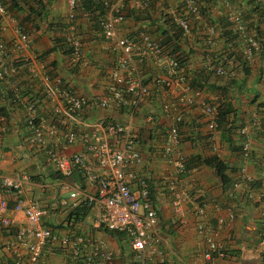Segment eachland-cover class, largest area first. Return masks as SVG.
Returning a JSON list of instances; mask_svg holds the SVG:
<instances>
[{"label":"crops","instance_id":"crops-1","mask_svg":"<svg viewBox=\"0 0 264 264\" xmlns=\"http://www.w3.org/2000/svg\"><path fill=\"white\" fill-rule=\"evenodd\" d=\"M4 1L16 3L18 7L15 10L10 9L0 26V41L8 47L5 60L2 62L7 66L12 62H18L19 65L15 73L8 74L3 84L9 83L16 86L21 93L33 96L36 100L38 117L45 119L49 117L52 102L40 96L39 76H31L25 67L26 60L31 58H37L49 73L59 75L77 94L89 98L105 95L111 81L110 69L118 51L109 47L108 41L101 35L99 25L94 19L80 14L81 10L78 6L74 10L80 48L87 61V64H82L75 57L74 51L65 45L68 11L66 0H43L45 15L42 18L33 13L37 9L32 0ZM233 1L242 3L243 0ZM127 2V6L124 2V13L127 12L125 9L127 7L135 15L141 14L142 11H134L132 3ZM177 5V0H154L148 10L149 19L145 17L137 21L126 18L119 25L118 33L121 36L134 37L137 32L147 30L155 37L157 32L154 29L162 25L160 11L171 20L170 11L177 8ZM207 13L208 16L204 19L212 22L216 27L213 37L208 38L205 21H200L192 26L195 27L197 35L189 33L181 40L183 51L189 47L193 50L187 58L186 73L189 77L204 68L211 55L214 56L220 51L233 53L237 49V42L232 46L224 41L227 40L225 37L229 33L218 3L210 6ZM11 17L24 26L29 36L30 47L26 51L17 52L9 46L15 39ZM248 18L250 20V16ZM149 22L153 26L148 25ZM190 24L192 25L191 19ZM223 32L225 33L222 36ZM230 38L233 40L231 36ZM51 48L54 49L46 52ZM137 58L139 57L134 55L132 62L135 63ZM137 68L143 82L149 86V96L133 117L130 118L126 112L117 113L115 111L117 109H93L89 106L82 110L80 116H60V123L81 134L92 131L99 120L110 122V119H113L116 122L130 123L131 128L136 131L135 146L139 151L140 161L127 171L147 180L150 200L157 216L154 229L158 238L156 247L162 254L161 258L155 253H147L144 259L149 264H210L201 256L204 248L203 236L195 229L199 219L195 212L199 206L204 212L200 219L211 229L212 236L225 252L224 257L216 259L214 264H264V242H261L259 235V231L264 230V178L260 174V170L264 168V55H257L248 65L246 73L240 71L238 67L235 68L233 83L228 84L226 88L221 83L224 78L217 76L218 81L212 85L213 90L211 92L204 90L209 98L226 102L232 107L230 119L233 127H237L234 133H231L230 143L222 138L218 129L214 150L211 149L210 138L207 135L206 118L196 105L183 108L176 105L178 107L176 109L166 113L162 111L163 102L173 100L180 95L179 86L172 84L168 88H162L154 85L151 79L158 68L153 65L151 59L139 61ZM213 76L215 75H211ZM221 88L225 90L224 94ZM22 113L19 108L13 109L0 126V177L22 176V195L46 208L42 224L51 228L58 236L67 233L85 237L96 236L112 250V264H127L130 256L129 243L122 234L118 240L96 225L94 216L97 206L85 209V212L75 219L73 214H68L70 209L61 204L60 201L67 197L68 188L79 186L87 192H92L93 187L83 181L78 171H74L68 177L56 172L53 164L46 160L43 146H32L27 140L29 132ZM175 114H180L181 121L174 120ZM148 115L152 117L150 122L145 121ZM172 125L178 128L179 150L186 163L189 164L190 159L196 155L215 154L225 163L227 168L225 174L228 179L232 182L237 181L240 170H243L253 178L252 182H257L256 185L249 187L248 191L243 185L223 186L215 171L197 160L182 172H173L172 166L162 155L165 131ZM62 126H59L60 129ZM243 126L248 128L249 154L246 158L240 153L243 136L239 133V128ZM98 132H103V128H99ZM44 140L46 148L64 155L75 152L86 153L88 145L81 136L74 142L66 144L62 133L45 136ZM89 163L97 172H104L93 159L89 158ZM170 182L183 193L181 214L184 222L181 224L177 222V216L171 208L168 191ZM130 187L136 190L134 180L131 181ZM6 198L11 205L13 196L7 194ZM229 213L233 215L231 220L228 218ZM6 215L13 216L17 224L23 223L19 213L8 210ZM219 218H222L223 224L218 223ZM2 238L3 234L0 231V242ZM3 252L0 250V260ZM60 258L61 254H56L43 264L59 263Z\"/></svg>","mask_w":264,"mask_h":264},{"label":"built area","instance_id":"built-area-1","mask_svg":"<svg viewBox=\"0 0 264 264\" xmlns=\"http://www.w3.org/2000/svg\"><path fill=\"white\" fill-rule=\"evenodd\" d=\"M106 13L98 19L101 35L109 43L111 49L117 50L118 55L110 69L111 81L107 86L105 95L98 98H89L74 92V90L62 80L59 75L47 71L37 58L26 60V69L31 76H39L41 82L40 96L51 101V113L48 118L38 117L36 100L32 96L21 93L16 86L9 83L0 88V101L5 104L8 100L19 101L22 110V118L28 129L27 140L37 147L43 146L46 160L51 162L55 170L63 177L72 175L78 171L80 177L88 185L93 187L92 192H87L79 186L68 188L67 197L61 200V204L68 209L80 204L93 208L97 206L94 221L97 226L106 233L122 234L130 246V256L127 264H149L144 256L155 253L160 255L157 249L158 238L154 233L157 224V216L154 206L149 199L148 183L145 177H137L128 168L140 161V154L135 146L136 131L130 123L104 122L99 120L90 132L79 134L71 127H64L60 123V116H80L82 110L92 106L97 109H125L131 118L139 106L149 96V86L143 82L137 68L139 61L151 59L158 68L151 81L154 85L168 88L170 85H178L180 95L161 105L164 113L171 109L196 105L206 118L207 135L211 142V149H216L215 135L217 131L218 105L220 101L208 97L204 90L191 87L182 72L175 56L166 54L160 42L150 36L144 30L139 31L134 37L121 36L118 33L119 25L124 21V2L130 1L134 11H141L148 6L150 0H97ZM177 8L170 11L173 21L183 32L187 33L190 19L199 23L205 21L208 38L215 33V24L208 22L202 15L203 3L198 0H177ZM252 6L257 10L251 14V20L244 17L245 0L242 3L231 0H216L222 10L229 35L237 44L236 51L217 53L210 56L205 63L206 71L211 75L232 77L236 73L238 57L250 65L254 58L260 54V42L264 43V0H251ZM67 27L65 31V45L74 51L75 57L82 64H87L80 48V37L75 23V0H66ZM9 13L0 2V26L3 18ZM15 39L9 44L10 48L17 52L29 49L30 39L21 24L11 17ZM207 22V23H206ZM8 47L0 41V78L3 74L15 73L17 66L11 63L7 66L5 60ZM138 56L133 63V56ZM8 94V100L3 98ZM208 92V91H207ZM215 100V101H214ZM9 105V104H8ZM11 106V105H10ZM8 108H11V107ZM176 122L181 121L180 114L173 116ZM152 117L146 116L145 121L150 122ZM4 117L0 115V126ZM257 124V122H254ZM59 126H62L60 129ZM103 132H98L99 128ZM248 128H239L243 136L241 141V155L247 157ZM63 136L66 144L74 142L79 136L88 143L86 153L75 152L69 155L46 148L45 136ZM180 135L176 125L167 128L162 145V155L165 161L172 166V171L180 173L185 169L186 159L179 150ZM89 158L104 170L97 172ZM264 178V168L260 170ZM22 176L0 177V231L3 234L0 242V250H3L0 264H43L52 259L54 255L61 254L60 262L55 264H112L113 252L106 243L96 237H85L67 233L58 236L56 233L42 224V218L46 214L44 208L37 201L22 195ZM136 183V190L130 187L131 181ZM253 178L240 170L238 180L232 186L243 185L249 190V184ZM170 204L172 211L177 216V222L183 223L182 218V194L180 189L170 182L168 185ZM11 194L14 198L9 205L6 198ZM250 195V194H249ZM251 196V195H250ZM261 196V195H260ZM11 210L21 214L23 223L17 224L13 216L6 215ZM195 214L199 217L195 224L196 231L203 236L204 248L201 256L205 261L214 264L216 259L223 258L225 252L222 246L212 236L211 229L200 219L204 215L203 208L197 207ZM232 213L228 214L229 220ZM223 224L222 218L218 220ZM261 242H264V230L260 234ZM162 262V261H161ZM54 264V263H53Z\"/></svg>","mask_w":264,"mask_h":264},{"label":"trees","instance_id":"trees-1","mask_svg":"<svg viewBox=\"0 0 264 264\" xmlns=\"http://www.w3.org/2000/svg\"><path fill=\"white\" fill-rule=\"evenodd\" d=\"M12 1V0H11ZM33 3L36 5V9L37 11L33 12L35 14V16L42 18V16L45 15V12L43 11V0H32ZM48 1V0H47ZM154 0H150L149 4L147 7H145L143 10H141L142 12H140V15H135L133 13L132 10H129L127 7H125V9L127 10L126 13H124V18H131L133 20H139V19H149V15H148V10L149 7L151 6L152 2ZM204 7H202V15L204 17L208 16L207 13V9L214 5L216 0H201ZM232 1V0H231ZM0 2L3 4V6L5 7L6 11L9 13L10 9H16L18 6V4L16 3H12V2H6L4 0H0ZM246 2V10L244 12V17L248 18V16H250V20H251V14L253 15L254 11L257 10L256 6H252V2L251 0H245ZM128 2L126 1V6H127ZM78 6V8H80L81 13L80 14H84L85 16H88L89 19H94V21H96V23L98 24V19L103 16L106 11L104 6L98 2L97 0H75V6H74V10L76 9V7ZM32 11V10H31ZM29 10V12H31ZM249 14H248V13ZM160 16H161V20H162V25L160 27H156L154 29L155 32H157L156 36H152L150 31H147L150 36L156 40H158L160 42V44L164 47V50L166 51V54H170L176 57V59L178 60V63L180 65V68L182 69V72L184 73V75L186 76V80L189 83V85L191 87L194 88H198L201 90H207V91H212L213 90V84L215 81H218L216 78L217 76H213L211 77V74L206 71V68L204 66V68H202L201 70H199L198 73H193L190 77L187 75V58L189 57V55L193 52V50L189 47L186 51L182 50V44L183 42H181V40H183L186 35L190 34H196V29L195 27H192L193 25L195 26L196 24H198L196 21H192V25L190 24L189 26V30L187 33L183 32V30L174 23V21L168 20L164 15L162 14L160 11ZM248 14V15H247ZM140 16V17H139ZM148 25H151V22L148 23ZM22 28L24 29V26L21 25ZM67 27V24L65 26V28ZM25 31V29H24ZM225 32L222 33V36L224 35ZM206 35V34H205ZM221 36V37H222ZM225 37V36H224ZM227 40H224L225 42L230 43L232 46L233 44L236 42L235 40H232L228 35H226L225 37ZM224 39V38H223ZM260 46H261V50H260V54L259 55H264V43L260 42ZM54 48H51L49 50H47L46 52H49L51 50H53ZM225 51H220L218 53H222ZM238 64L236 65V68L238 67L240 71L246 73V69L248 68L247 63L245 62V60L243 61V59H240L238 57ZM20 62V61H19ZM21 63V62H20ZM13 65H19L18 62H14ZM235 76V75H234ZM234 76L232 77H222L219 76L221 78H224L223 81L221 82L224 86V88H226L228 86V84L233 83L234 80ZM8 76L7 74H3V76L0 78V88L5 87L3 85V81L5 79H7ZM213 80V81H212ZM219 88V87H218ZM222 89V94H224L223 88ZM7 91V95L3 98L4 100H8L7 97H10L11 94H8V89ZM33 97V96H32ZM0 115H2L4 118L8 117V113L10 111H13V109L15 108H20L19 106V101L15 102L13 100H8L6 101L7 104H5L4 102H0ZM9 104V105H8ZM11 105V106H10ZM11 108H8V107ZM93 109H97L96 107H93ZM117 113H125V109L121 108V109H117L115 110ZM233 109L230 105H228V103L226 102H220L218 105V119H217V129H220V134L222 135V138L225 139V141L228 143L231 142V133H234V130L237 129V127H233V123L230 119V113H232ZM111 120V121H110ZM110 122H114L113 119H110ZM196 160L199 161V163L204 164L206 167L212 169L215 171V173L217 174L218 177H220L222 185L226 186V187H233L232 184V180L228 179L225 171H226V165L225 163L222 162V160L215 154H210L207 156H193L190 161L189 164L188 162L185 164V168L190 165L193 161ZM57 172V171H56ZM257 182H251L249 184V187H254L256 185ZM149 199H150V194H149ZM85 209H88L87 206L85 205H78L76 207L70 208V210H68V214H73L74 218L77 219L79 218L80 215H82L85 212ZM110 236L115 237L116 239H120L122 236L121 234H113V233H108ZM261 234V231H259V235Z\"/></svg>","mask_w":264,"mask_h":264},{"label":"clouds","instance_id":"clouds-1","mask_svg":"<svg viewBox=\"0 0 264 264\" xmlns=\"http://www.w3.org/2000/svg\"><path fill=\"white\" fill-rule=\"evenodd\" d=\"M198 1H201V0H198ZM126 2V1H125ZM202 2V1H201ZM245 10H246V8H245ZM171 19L173 20V17H171ZM217 131H218V129H217Z\"/></svg>","mask_w":264,"mask_h":264}]
</instances>
